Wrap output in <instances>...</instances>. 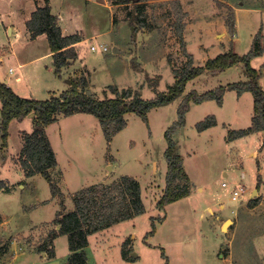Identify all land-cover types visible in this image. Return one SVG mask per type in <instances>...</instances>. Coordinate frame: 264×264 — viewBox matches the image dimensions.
I'll list each match as a JSON object with an SVG mask.
<instances>
[{"label":"rangeland","instance_id":"1","mask_svg":"<svg viewBox=\"0 0 264 264\" xmlns=\"http://www.w3.org/2000/svg\"><path fill=\"white\" fill-rule=\"evenodd\" d=\"M27 1L2 0L0 12L8 14L7 22L18 24L20 9L25 13ZM99 1L102 4L96 9L90 6L86 9L93 11L97 26L104 33L92 39L88 36L78 46L73 78L84 77L85 92L96 98L114 96L111 89L114 86L138 92L142 99L153 98L173 84V69L186 66V54L191 55L194 66L216 56L221 46L219 40L224 39L221 31L225 28L221 25H226L230 14L234 17L235 7L258 6L264 2L142 0L143 15L139 16L143 22L135 21L131 25L132 3ZM177 11L178 15L183 14L181 38L176 33ZM86 19L89 25L94 22L89 17ZM1 20V79L7 80L3 69L9 66L13 76L19 73L18 59L26 63L23 71L29 75L30 82L38 85L32 89V95L15 90L20 96L41 100L68 88V81H62L72 76L69 69L60 79L52 72H45V66L51 65L50 58L30 61L45 53L49 47L47 39L29 41L22 46L20 39L12 55L10 46H5L12 36L4 30ZM256 21L255 13L248 18L241 17L234 53L242 55L252 48L255 36L250 38L246 25ZM226 30L229 32L227 25ZM216 33L219 35L215 36ZM229 34L232 37L234 33ZM231 43L226 42L229 48ZM257 60L260 59L254 60L253 66L259 69ZM231 68L217 78L201 73L187 83L185 93L189 90L203 93L226 82L247 79L241 63ZM263 80L262 70V87ZM234 92L225 94L222 107L209 100L191 105L186 113L185 125L174 139L176 152L190 179L189 194L166 204L162 210L156 203L165 188L163 133L175 120L181 97L152 108L147 113V122L133 112L127 113L126 126L110 141L94 115L59 114L46 127L56 157V167L49 170L58 190L56 195L41 173L24 175L20 150L23 133L32 131V121L28 116L12 120L5 146H1L0 139V264H43L51 260L66 264L72 253L68 235L47 239L54 226L59 228L54 224L56 211L73 210L80 190L114 172L138 178L147 211L89 234L88 244L83 248L87 255L85 264H126L121 255L123 247L132 249L126 258H132L129 264H164L162 251L168 256L169 264H264V130L231 141L227 139L229 132L249 127L253 116L252 94L247 92L237 98ZM207 116L215 117L217 125L198 131L196 123ZM115 179L102 183L110 185ZM240 187L245 192L233 200V191H239ZM96 201H102L99 195ZM101 209V205L96 208L99 212ZM166 211L168 218L163 221ZM42 246L47 250L42 251Z\"/></svg>","mask_w":264,"mask_h":264},{"label":"trees","instance_id":"2","mask_svg":"<svg viewBox=\"0 0 264 264\" xmlns=\"http://www.w3.org/2000/svg\"><path fill=\"white\" fill-rule=\"evenodd\" d=\"M115 4L134 5L133 11H129L131 25L140 20L139 15H143L142 0H113ZM134 12V14H133ZM176 33L181 38L183 24L182 15L176 12ZM178 16V17H177ZM226 25L230 33L234 32L233 15L226 19ZM25 26L31 38L40 34H45L48 46L52 55V64L55 74L59 75L62 68L67 67L77 58L74 44L81 40L79 33L63 34L56 15L51 13L49 5L37 6L25 21ZM135 28H133L134 31ZM136 30V29H135ZM258 31L254 37L250 50L242 55H238L231 48L217 54L205 61L203 65H192L191 55L188 56V63L180 69H173L175 80L165 92L158 93L150 99H142L138 92L130 89L111 87L112 97L96 98L85 92L86 80L84 77L70 78V85L59 94L52 93L46 99H35L18 95L0 77V139L1 146H5L8 138V128L12 120H22L30 117L32 121V131L23 133V145L21 147L20 162L26 177L35 173H41L51 186V192L56 195L58 190L53 183L49 170L56 167V157L49 141L46 127L54 122L59 114L64 116L78 112L94 115L103 129L107 141L126 126L125 115L133 112L147 122V113L154 107L172 103L181 97L176 108V119L166 128L163 135L166 141L164 157L166 160L165 188L163 194L156 203V207L162 210L170 202L178 200L189 194L190 179L183 168V160L176 152L177 143L174 135L185 125V116L191 104H199L204 101L214 100L217 105L222 104L223 95L226 90H234L237 95L249 91L253 96V116L251 124L245 129L231 131L228 133V140L247 136L248 134L264 130V90L259 85L261 68L255 69L251 66L250 60L260 53L257 45ZM241 63L247 79L219 85L214 89L198 93L189 90L185 93L186 85L201 73L207 72L215 75L236 64ZM156 80L153 81L156 84ZM216 125L213 116H207L204 120L196 123L198 131ZM2 182L0 181V186ZM101 184V185H100ZM104 183L91 184L77 194L74 201V209L64 213L56 211L53 227L47 235L48 240H53L60 234L68 235V246L72 252L66 264H85L87 255L83 248L88 244L87 236L95 231L102 230L119 221L143 214L145 206L141 199V187L139 182L132 176L122 175L115 179L110 185ZM96 195L102 201H96ZM102 202V204H101ZM102 206L101 211L96 208ZM155 229L152 219V230ZM47 247L42 246L45 251ZM1 250V248H0ZM132 249L121 248L122 258L125 260ZM168 264L167 257L162 251Z\"/></svg>","mask_w":264,"mask_h":264},{"label":"crops","instance_id":"3","mask_svg":"<svg viewBox=\"0 0 264 264\" xmlns=\"http://www.w3.org/2000/svg\"><path fill=\"white\" fill-rule=\"evenodd\" d=\"M0 1H2V0H0ZM56 2H57V4L54 3V0H28L27 1V6H26V9H25V13H23V10L20 9L22 15L19 16L20 19H19L18 24H13V23L7 22L5 17L8 14H5L4 12H0V20H1V18H4V20H1L2 24L4 25V30L5 31L8 30V35L12 36L11 40H7L8 45H5V46H10L9 47L10 48V53L12 55H14L13 54V50H14L15 46L18 44V42L20 41V39L23 40V42L21 43V46L24 43L29 42V41L33 42V41H37V40H40V39H43V40L46 39L45 34H40V35L36 36L35 38H31L30 37V33L28 32V30L26 29V26H25V21L30 17L31 12L37 6H44L45 4L49 5L51 13H53L54 15L57 16L58 22H59V25L61 27V30H62L63 34L67 35V34H72V33H79L81 35V40L74 44V48H75L77 54L79 52L78 51V46L83 41H85L88 38V36H91L90 39H92V38L97 37L98 35L104 33V30L101 29L99 26H97L98 25V21L96 19L95 14L93 13V11L89 10V12H88V10L86 9V7H88V6H90L93 9H96L97 6H100L102 4L99 0H56ZM253 13H255L257 21L256 22H250L251 24L250 25H246V26H247V29L249 31L248 34H249L250 38H253L256 35V33L258 31H260V35L258 36V40H257V45H258V47L260 49V53L258 55H256V56H254L250 60V64L253 66L254 65V60L260 59V60H257L255 62V64L258 65L257 66L258 68L259 67L261 68V66L264 64V2L260 3L258 6H238V7H235L234 12H233V14H234V17H233V19H234V32L233 33L234 34H233L232 37H230L229 32H227V30H226V25L225 26L221 25L222 28H225V31L223 29L221 31L222 32L221 34L223 35L224 39L219 40L221 46H218L219 47L218 48L219 52H217V54L221 53L220 49L223 50V51L229 49L228 45L226 44L227 41L228 42L231 41L232 43H231L230 48L232 50L235 49V47H236L235 46L236 45L235 42L238 39V31L240 29L241 17L248 18V15L249 14L253 15ZM88 17L91 20L94 21V22H91L90 25L88 24L87 19H86ZM218 35H219V33H216L215 36H218ZM251 41H252V39H251ZM45 57L46 58H50V64H51V65H46L45 66L46 74H50L52 72L55 76H58L61 79L62 74H64L65 71L69 69V72L71 73L70 75H72L71 77L74 76V72L76 71L75 69L77 68L76 66H74L75 60L72 61L71 64L68 65L67 67L62 68V72L60 71L59 75L55 74L54 67H53V64H52V55H51L49 47L47 48V50H45L44 54H42V55H40V56H38L36 58H32L30 61L39 60L40 58H45ZM16 62H17L18 68L20 69L19 73L17 75L13 76L11 74L13 70H12V68L10 66H9L8 69H3V74H4V76H6V79H7L5 81L7 82V84L14 91L16 90V92H18V91L24 90V91H27L29 93V95H32V89L36 88L38 85H36L37 83L30 82L29 75L27 74V72L23 71V68L26 65V63L22 62L21 60H18V59H16ZM253 68H255V67L253 66ZM230 69H232V68L230 67V68H228V69H226V70H224L222 72H219V73L213 75V77L216 76V78H217L221 74H224L226 71H228ZM255 69H257V68H255ZM72 70H73V72H72ZM262 70L264 71V69L261 68V77L259 79V84H260V87L264 90V86L263 87L261 86V83H262ZM24 78H27L28 81L25 82ZM70 78L66 77L64 79V81H62V82L66 83L68 81V83L70 85ZM228 83L229 82H226L224 85H226ZM69 85L67 84L68 87H69ZM231 91L234 92V90H226L224 92L222 104L218 105V106H220V107L223 106L225 94L230 93ZM247 92H249V91L243 92L240 96L235 94V96L237 98H241L243 96V94L247 93ZM191 105L193 106L195 104H191ZM190 109H191V106H190ZM215 120H216V118H215ZM216 125H217V122H216ZM214 126L208 127L206 129H210V128L214 127ZM200 132H202V131H200ZM176 134L177 133H175V135ZM175 135H174V138H175ZM248 135H250V134H248ZM166 168H167V165H165L164 177H165V174H166ZM153 169L154 170L157 169L156 163H154ZM122 175H127V174H123V173H120V172H118V173L114 172V174L107 175L106 179H101L98 183L105 182V181L110 180L112 178L115 179L116 177H119V176H122ZM128 176H130V175H128ZM131 176L134 177L138 181V178L136 176H133V175H131ZM152 186H155V184H153ZM143 203H144V201H143ZM146 211L147 210L145 208V212ZM167 218H168V213L166 211L163 221H166ZM166 257H167V260H168V256L167 255H166ZM123 261L126 264L130 263L129 260L126 261L125 259H123ZM168 264H169V261H168Z\"/></svg>","mask_w":264,"mask_h":264},{"label":"built area","instance_id":"4","mask_svg":"<svg viewBox=\"0 0 264 264\" xmlns=\"http://www.w3.org/2000/svg\"><path fill=\"white\" fill-rule=\"evenodd\" d=\"M91 47V49L92 50H96V46H94V45H91L90 46ZM102 49H104L105 50V47H102ZM11 70V69H10ZM222 186H224L225 185V183L223 182L222 184H221ZM241 188V187H240ZM239 188V191L238 190H234L233 191V193H232V196H231V198L233 199V200H235L236 198H237V196H239V194H242V193H244L245 192V189L242 187L241 189Z\"/></svg>","mask_w":264,"mask_h":264},{"label":"water","instance_id":"5","mask_svg":"<svg viewBox=\"0 0 264 264\" xmlns=\"http://www.w3.org/2000/svg\"><path fill=\"white\" fill-rule=\"evenodd\" d=\"M181 129H183V126H181ZM253 192H255V191H253ZM43 264H59V262L57 260H51V261L45 262Z\"/></svg>","mask_w":264,"mask_h":264},{"label":"bare ground","instance_id":"6","mask_svg":"<svg viewBox=\"0 0 264 264\" xmlns=\"http://www.w3.org/2000/svg\"><path fill=\"white\" fill-rule=\"evenodd\" d=\"M225 223H226V222H225ZM225 223H224V224H225Z\"/></svg>","mask_w":264,"mask_h":264}]
</instances>
